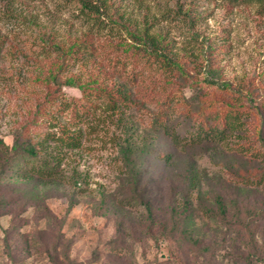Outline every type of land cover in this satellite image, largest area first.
I'll use <instances>...</instances> for the list:
<instances>
[{"label": "rangeland", "instance_id": "1", "mask_svg": "<svg viewBox=\"0 0 264 264\" xmlns=\"http://www.w3.org/2000/svg\"><path fill=\"white\" fill-rule=\"evenodd\" d=\"M80 1L0 0V141L10 148L20 129L43 141L37 157L0 160V264H264V4L91 0L90 14ZM92 29L90 57L60 69L55 46ZM133 33L161 39L182 69L121 54ZM50 73L60 87L47 102ZM103 73L125 92L114 111L96 90ZM77 76L91 77V98L64 83ZM73 131L78 148L58 153ZM143 145L166 155L137 158L133 175L121 150Z\"/></svg>", "mask_w": 264, "mask_h": 264}, {"label": "trees", "instance_id": "2", "mask_svg": "<svg viewBox=\"0 0 264 264\" xmlns=\"http://www.w3.org/2000/svg\"><path fill=\"white\" fill-rule=\"evenodd\" d=\"M249 1H255L256 3L261 4V5L264 4V0H247V2H249ZM80 2H81L82 9L86 10V12H88L90 14H98L100 12L99 9H97L96 7L93 6L91 0H81ZM93 36H94V31L92 29V31H87L86 34L82 35L81 38L75 39L73 41V43L68 48L55 46V49L57 50V52H59V53L62 52V57L60 60V62H62V64H61L60 69L63 70L64 68H66V66L68 64H70V61L74 60L73 58H75L77 61V59L79 57L83 58V60L90 57V55L93 53L92 52L93 51V47H92ZM130 36L133 38L132 42L130 41L127 43L126 40H122L123 42L118 41L117 46H118V48H120V50H118V51H120L121 54L126 53V51H123V49H126L127 51H130V52L131 51L134 52L136 49H139V50H142V52H144L145 54H147L150 58H155V59L161 60L163 62L164 61L167 62L169 64L168 66L171 65L170 68L172 70H181L182 69L181 67L178 66L176 61L173 62L164 53H162V51L164 49V45L162 44L161 39H158V37H156L154 35H149L147 33H144V36H142V37H139L135 33L131 34ZM135 40L138 41V43H135ZM2 45H3V40L0 37V50H1ZM211 48L207 49V54L205 57L206 58V67L208 68L206 70V73L209 76L214 77V76H217L218 71H217V69L214 68L215 67V64L213 62L214 51H212ZM118 51H117V53H118ZM58 61H59V59H58ZM167 73L171 74L173 72L169 71ZM180 76H182V73ZM87 77H88L87 80H85L83 82L81 81V78L78 76L75 79V81L73 80V78L70 77V78L66 79L64 81V83L68 86L78 88L80 90V93L82 94L83 99H89V98H91V92L94 91V86L90 85L91 77H89V76H87ZM101 77H102V79L100 80V82H97L100 87L96 88V90L98 92H101L104 94L106 103L110 105L109 110L114 111L117 108L119 101H123L125 99V98H123V97H125V92L121 88L114 87L111 83H109L108 75L106 73H103L101 75ZM170 77H171V75L168 77V79H164V84L167 87L170 86V84H171L172 79H169ZM46 84H48V85L50 84L54 88L51 90L49 89L47 91L46 97L44 99V101L47 100V102H51L53 100L56 92H57V88L60 87L59 76L56 74L50 73L46 78ZM211 84H209V85H211ZM48 85H47V87H48ZM83 102H84L83 104L77 103V105L74 106L75 107L74 111L77 112L74 116H76L77 118H78V116H80L83 113L84 114L86 113V115H88V113H89L88 108H86V106L88 105V100H83ZM68 104L69 103H64L65 107H67ZM92 107H94V105ZM39 108H40V105H39ZM188 108L192 109L191 107H188ZM77 109H81V110H77ZM36 110H37L36 114L39 115L41 112V108L36 109ZM207 112H210V110H207ZM194 116L197 119L194 112L191 113L190 111H187L186 116L184 117V124L189 125L191 122L196 120L194 118ZM208 116H213V115L208 114ZM77 130H79V129H77ZM63 132H66V131H63ZM165 135L170 136V134L166 131H165ZM69 136L70 137L67 138L65 134H62V135H58L56 137V140H57L56 148L59 150L58 153L69 151V150H74V149L78 148V146L80 145V139L77 138L76 141L73 140V139H75V131H73L71 133V135H69ZM69 139H71V140H69ZM169 139H170V142L172 144L171 138H169ZM41 143H39V144L36 143L32 139V137H30V135L24 137L22 135V131L20 129L19 131L14 133L13 143L10 146V148L4 146L3 143L0 141V145L2 146V147H0V149H2V152H3V154H1V152H0V160L2 161V166H4L5 164L10 165L11 162L14 160L15 156H17V155L25 154L27 157H32V158L37 157L39 155V152H42V150L39 149V147L42 148V145H40ZM121 152H122V157H123L124 162H126L128 164L129 170L131 171V173L133 175H134V169L137 168V166H136V159L137 158L144 157L147 154H149V155H152L153 157H158V158L163 159L164 156L166 155L165 150L164 151L163 150L161 151L160 149L156 150L155 148H151L148 145H143L139 149L137 154H135L133 149H130V147H124L121 150ZM54 164H55V161H54ZM42 168L47 171L44 174L52 175V169L54 167H50L48 165V163L43 162ZM0 204H1V199H0ZM144 209L146 212L145 232L149 233L150 231L148 230V228L151 229V226L155 223V220L157 219V215L155 214V212L152 210V208L147 203H144ZM151 235H152V233L150 232L148 234V236H151ZM211 249L214 250V247H212Z\"/></svg>", "mask_w": 264, "mask_h": 264}]
</instances>
